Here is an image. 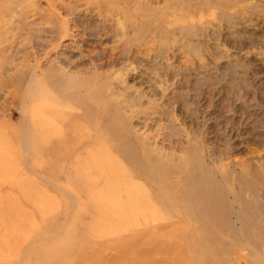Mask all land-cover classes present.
<instances>
[{
	"label": "rangeland",
	"instance_id": "374dc122",
	"mask_svg": "<svg viewBox=\"0 0 264 264\" xmlns=\"http://www.w3.org/2000/svg\"><path fill=\"white\" fill-rule=\"evenodd\" d=\"M0 208V264H264V0H0Z\"/></svg>",
	"mask_w": 264,
	"mask_h": 264
},
{
	"label": "bare ground",
	"instance_id": "6f19581e",
	"mask_svg": "<svg viewBox=\"0 0 264 264\" xmlns=\"http://www.w3.org/2000/svg\"><path fill=\"white\" fill-rule=\"evenodd\" d=\"M195 193H196V192H195ZM193 194H194V193H193ZM202 202L205 203V204H203V206H206V207L209 206V203H210L209 201L204 202V199H203ZM6 206H8V205H6ZM6 206H5V208L8 209L9 207H6ZM14 206H15V205H14ZM197 206H198V205H197ZM5 208H4V209H5ZM14 208H16V207H14ZM0 209H1V208H0ZM18 209H19V208H18ZM18 209H17V210H18ZM14 211H15V210H14ZM119 211H123L122 207H121L120 209H118L116 212H119ZM127 211H128V210H127ZM20 212L22 213V211H19V213H20ZM10 213H11V212H10ZM21 213H20V215H21L20 217L23 216V218H24V215L21 214ZM16 214H18V212H17ZM16 214H14V215H16ZM119 214H120V213H119ZM10 216H11V215H10ZM22 220H23V219H22ZM15 222H16V221H15ZM16 223H17V222H16ZM18 223H19V221H18ZM18 223H17V224H18ZM127 245H128V244H127ZM133 245H134V244H131L130 246H133ZM125 246H126V245H125ZM126 247H127V246H126ZM134 247H135V246H134ZM128 248H129V247H127V249H128ZM130 250H131V249H130ZM134 250H135V248H134ZM140 250H142V249H140ZM128 251H129V249H128ZM132 252H133V250H132ZM129 253H130V251H129ZM134 253H137V252L135 251ZM87 254H88V253H87ZM87 254H85V255H87ZM89 254H90V253H89ZM89 254H88V255H89ZM126 255H128V253H127ZM136 255H137V254H136ZM136 255H135V256H136ZM141 255H142V254H141ZM119 256H120V255H119ZM135 256H134V257H135ZM87 259H88V257H86V256H83V255L80 256V262H81L82 264H84V262H85ZM110 263H111V262H110Z\"/></svg>",
	"mask_w": 264,
	"mask_h": 264
}]
</instances>
